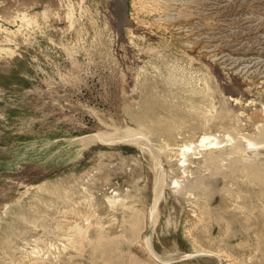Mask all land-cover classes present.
I'll list each match as a JSON object with an SVG mask.
<instances>
[{
  "label": "rangeland",
  "instance_id": "rangeland-1",
  "mask_svg": "<svg viewBox=\"0 0 264 264\" xmlns=\"http://www.w3.org/2000/svg\"><path fill=\"white\" fill-rule=\"evenodd\" d=\"M263 113L264 0H0V264H264Z\"/></svg>",
  "mask_w": 264,
  "mask_h": 264
},
{
  "label": "bare ground",
  "instance_id": "bare-ground-1",
  "mask_svg": "<svg viewBox=\"0 0 264 264\" xmlns=\"http://www.w3.org/2000/svg\"><path fill=\"white\" fill-rule=\"evenodd\" d=\"M263 114H264V113H263ZM258 125H259V124H258ZM258 125H257V126H258ZM255 128H256V127H255ZM208 138L211 139V137H208ZM208 138L205 137V138L202 140L201 143H202L203 145H205V142L208 143V142H209ZM207 140H208V141H207ZM210 141H211V140H210ZM209 144H211V143L209 142ZM249 144H250L249 147H251L252 144H251V143H249ZM213 145H215V144H213ZM209 146H210V145H209ZM249 147H248V148H249ZM252 147H253V145H252ZM253 148H256V149H257L256 146L253 147ZM203 149H204V148H203ZM209 149H210V148H209ZM189 150H190V149H189ZM189 150H188V151H189ZM202 151H203V150H202ZM180 152H181V151H180ZM234 152H235V151H234ZM249 152H251V151H249ZM183 153H184V152H183ZM202 153H203V152H202ZM245 153H246V152H245ZM259 154H260V153H259ZM261 154H262V153H261ZM261 154H260V156H261ZM174 155H175V154H174ZM248 155H249V154H248ZM181 156H182V155H181ZM182 157H184V156H182ZM183 159H184V158H183ZM175 162H176V161H175ZM178 163H180V162H178ZM183 163H184V161H183ZM181 164H182V163H181ZM182 165H183V164H182ZM182 165H181V167H182ZM183 167H184V166H183ZM179 168H180V167H179ZM180 171H181V170H180ZM183 174H185V172H183ZM185 181L187 182V180H185ZM175 184H177V182H176ZM114 193H115V192H114ZM114 193H113V194H114ZM177 212H178V211H177ZM151 217H152V216H151ZM175 220H176V219H175ZM170 221H171V220H170ZM154 254H155V256L158 257V258L161 257V256L159 257V255H157L156 252H154ZM184 257H185V256H184ZM179 259H180V258H179ZM163 261H165V260H163Z\"/></svg>",
  "mask_w": 264,
  "mask_h": 264
}]
</instances>
